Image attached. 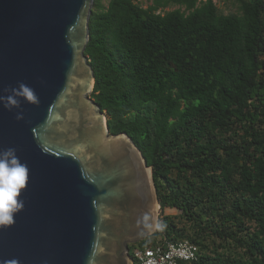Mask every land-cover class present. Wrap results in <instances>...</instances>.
I'll return each instance as SVG.
<instances>
[{
  "label": "trees",
  "instance_id": "16d2710c",
  "mask_svg": "<svg viewBox=\"0 0 264 264\" xmlns=\"http://www.w3.org/2000/svg\"><path fill=\"white\" fill-rule=\"evenodd\" d=\"M95 0L92 99L153 168L160 239L193 264H264V0ZM178 7L172 11H162ZM173 210L176 214H167Z\"/></svg>",
  "mask_w": 264,
  "mask_h": 264
},
{
  "label": "water",
  "instance_id": "95a60500",
  "mask_svg": "<svg viewBox=\"0 0 264 264\" xmlns=\"http://www.w3.org/2000/svg\"><path fill=\"white\" fill-rule=\"evenodd\" d=\"M94 2L0 0V96L23 82L40 100L0 103V148L30 169L24 209L0 229V264H133L129 245L158 229L153 168L91 97Z\"/></svg>",
  "mask_w": 264,
  "mask_h": 264
},
{
  "label": "clouds",
  "instance_id": "9594fccd",
  "mask_svg": "<svg viewBox=\"0 0 264 264\" xmlns=\"http://www.w3.org/2000/svg\"><path fill=\"white\" fill-rule=\"evenodd\" d=\"M10 92L11 95L0 96V103H3L4 108L9 111L21 107L18 98H23L26 102L37 106L40 103L35 90L23 82L16 88H10ZM23 118L22 112L16 116L17 120ZM29 180L30 169L16 155V149L0 148V229L14 225L15 215L24 209V201L20 197L26 190ZM144 219L147 221L148 216L146 215ZM156 227L162 228L163 225L157 224Z\"/></svg>",
  "mask_w": 264,
  "mask_h": 264
},
{
  "label": "built area",
  "instance_id": "2783aa9c",
  "mask_svg": "<svg viewBox=\"0 0 264 264\" xmlns=\"http://www.w3.org/2000/svg\"><path fill=\"white\" fill-rule=\"evenodd\" d=\"M198 253L199 247L189 240L174 242L165 238L134 251L137 264H193L198 261Z\"/></svg>",
  "mask_w": 264,
  "mask_h": 264
},
{
  "label": "rangeland",
  "instance_id": "374dc122",
  "mask_svg": "<svg viewBox=\"0 0 264 264\" xmlns=\"http://www.w3.org/2000/svg\"><path fill=\"white\" fill-rule=\"evenodd\" d=\"M105 4H107L108 0H103ZM137 3H139L141 6L147 8L149 5H151L152 0H135ZM215 3H217V5L220 7L221 10H223V12L225 14H229L231 12H235L236 11V7H234L233 5L229 4L228 2H225L224 0H215ZM178 9V7H170L167 8L166 10L162 11L163 13H165L166 11H172ZM107 116V115H106ZM108 118V117H107ZM167 214H176L175 211L173 210H167L166 212ZM161 214V211H160Z\"/></svg>",
  "mask_w": 264,
  "mask_h": 264
}]
</instances>
